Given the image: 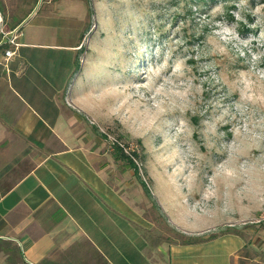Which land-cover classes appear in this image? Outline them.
<instances>
[{
  "label": "rangeland",
  "instance_id": "1",
  "mask_svg": "<svg viewBox=\"0 0 264 264\" xmlns=\"http://www.w3.org/2000/svg\"><path fill=\"white\" fill-rule=\"evenodd\" d=\"M23 21L0 55L20 32L43 71L75 54L69 88L137 153L123 166L156 243L241 236L245 264H264V0H0V43ZM0 264L29 263L0 238Z\"/></svg>",
  "mask_w": 264,
  "mask_h": 264
},
{
  "label": "crops",
  "instance_id": "2",
  "mask_svg": "<svg viewBox=\"0 0 264 264\" xmlns=\"http://www.w3.org/2000/svg\"><path fill=\"white\" fill-rule=\"evenodd\" d=\"M35 35L20 32L7 64L0 55V238L15 241L29 264L248 262L241 236L156 243L121 151L85 119L69 88L75 54L66 72L43 71L28 52Z\"/></svg>",
  "mask_w": 264,
  "mask_h": 264
},
{
  "label": "built area",
  "instance_id": "3",
  "mask_svg": "<svg viewBox=\"0 0 264 264\" xmlns=\"http://www.w3.org/2000/svg\"><path fill=\"white\" fill-rule=\"evenodd\" d=\"M15 38H16V35H15V37L11 40V42H15ZM16 53H17V52H16L15 49L10 48V49L6 50L5 56H6L7 59H9V58H11L12 56L16 55ZM110 137H111V136H110ZM116 141H117V142H116ZM112 144H113L114 146H116V144H119V145L124 149V151H125L127 154H129V155L135 160V162L138 164L137 156H136L133 152L129 151V150L125 147L124 144L119 143V141L116 140V139H114V140L112 141Z\"/></svg>",
  "mask_w": 264,
  "mask_h": 264
},
{
  "label": "water",
  "instance_id": "4",
  "mask_svg": "<svg viewBox=\"0 0 264 264\" xmlns=\"http://www.w3.org/2000/svg\"><path fill=\"white\" fill-rule=\"evenodd\" d=\"M34 13H35V11L33 12V14H34ZM33 14H32V15H33ZM24 23H25V21H23L18 27L14 28L13 30L8 31V32L4 35V37H3V39H2V41H1V43H0V45H1V44H4V43H8V42H10V41L15 37L16 32L19 30V28H20Z\"/></svg>",
  "mask_w": 264,
  "mask_h": 264
},
{
  "label": "trees",
  "instance_id": "5",
  "mask_svg": "<svg viewBox=\"0 0 264 264\" xmlns=\"http://www.w3.org/2000/svg\"><path fill=\"white\" fill-rule=\"evenodd\" d=\"M115 147H116L117 150L121 151L122 155H123L125 158H128L129 161L132 162L137 168L139 167L138 164L135 162V160H134L129 154H127V153L124 151V149H123L119 144H116ZM134 154L137 156V153H136V152H135ZM20 252H21V250H20ZM21 255H22V252H21ZM22 257H23V255H22Z\"/></svg>",
  "mask_w": 264,
  "mask_h": 264
},
{
  "label": "bare ground",
  "instance_id": "6",
  "mask_svg": "<svg viewBox=\"0 0 264 264\" xmlns=\"http://www.w3.org/2000/svg\"><path fill=\"white\" fill-rule=\"evenodd\" d=\"M249 156V155H248Z\"/></svg>",
  "mask_w": 264,
  "mask_h": 264
}]
</instances>
